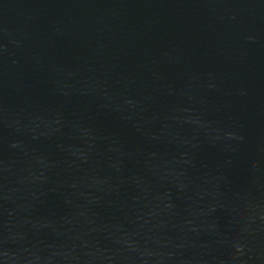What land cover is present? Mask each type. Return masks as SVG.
<instances>
[{"label": "water", "instance_id": "95a60500", "mask_svg": "<svg viewBox=\"0 0 264 264\" xmlns=\"http://www.w3.org/2000/svg\"><path fill=\"white\" fill-rule=\"evenodd\" d=\"M0 264H264V0H0Z\"/></svg>", "mask_w": 264, "mask_h": 264}]
</instances>
